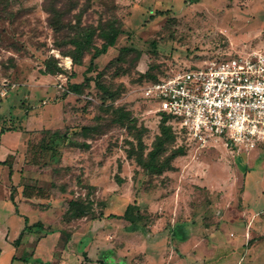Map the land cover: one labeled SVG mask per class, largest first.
<instances>
[{
    "label": "rangeland",
    "instance_id": "1",
    "mask_svg": "<svg viewBox=\"0 0 264 264\" xmlns=\"http://www.w3.org/2000/svg\"><path fill=\"white\" fill-rule=\"evenodd\" d=\"M251 49H264V0H0V224H22L15 187L60 245L74 239L70 264H264L259 149L200 148L142 93Z\"/></svg>",
    "mask_w": 264,
    "mask_h": 264
},
{
    "label": "built area",
    "instance_id": "2",
    "mask_svg": "<svg viewBox=\"0 0 264 264\" xmlns=\"http://www.w3.org/2000/svg\"><path fill=\"white\" fill-rule=\"evenodd\" d=\"M142 93L198 147L222 140L264 157V49L220 55L159 76Z\"/></svg>",
    "mask_w": 264,
    "mask_h": 264
},
{
    "label": "crops",
    "instance_id": "3",
    "mask_svg": "<svg viewBox=\"0 0 264 264\" xmlns=\"http://www.w3.org/2000/svg\"><path fill=\"white\" fill-rule=\"evenodd\" d=\"M0 160L5 161L3 157ZM0 166L2 168V164H0ZM13 177L15 178L14 173L11 179ZM5 193H9L8 187H5ZM248 193H250V195L254 193L249 185L246 194ZM21 195L22 194L19 196L20 198L23 197ZM34 200L35 198L26 196L25 200L22 199L21 203L17 198L16 202L18 204L19 214L16 212V207L13 203L14 209L11 212L15 213L20 221H24V223L22 221V224L20 223L21 225L15 228L13 232L12 226L9 223L4 222L0 224V264H25L28 259L26 256L29 257L30 255H32V258L37 262L34 264H70V256L68 255L76 253V251L73 250L74 248L72 249V247H74V239H70V236L67 241L65 240L66 243L64 242L63 245H60L63 233L62 229L57 226L48 228L46 223H40L39 218H35L36 215L34 214H37L38 211L36 209L37 206L35 208L32 207V203H35ZM22 204L24 209L22 208ZM92 249L89 243L88 245L86 244L83 252L91 251ZM88 256L89 259L82 258L80 264H98L94 261L95 259L92 254ZM102 261L106 262V264L119 263L115 259H111L110 255ZM99 263L103 264L101 262Z\"/></svg>",
    "mask_w": 264,
    "mask_h": 264
},
{
    "label": "trees",
    "instance_id": "4",
    "mask_svg": "<svg viewBox=\"0 0 264 264\" xmlns=\"http://www.w3.org/2000/svg\"><path fill=\"white\" fill-rule=\"evenodd\" d=\"M118 36H119L118 31H116V30H111L110 34L105 36V38H106V39H105L106 42L104 43L102 49L99 50L97 54H104V53H107L108 49H109L110 47H112V46L115 45ZM157 79H158V77H156V78L153 79V80H157ZM163 118H166V119H167V122H168L169 119H168L167 116H163ZM162 135H163V138H164L165 136H168V135H169V128H167V127H163V128H162ZM159 139L162 140V137L160 136ZM179 154H181V153H179ZM175 156H176V155H175ZM0 164H3V165H9V163H8L7 160H5V161L0 160ZM12 175H13V167L10 165V176L12 177ZM11 200L13 201V203H14V205H15V207H16V212L19 214L18 204H17V202H16V200H15V187H12V191H11ZM131 207H132V206H129V208L127 209L125 215H126V218H127L128 220H130L132 223H136V219H135L134 217H132V216L129 215V209H130ZM108 253L110 254L111 251H109Z\"/></svg>",
    "mask_w": 264,
    "mask_h": 264
}]
</instances>
